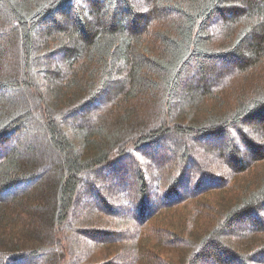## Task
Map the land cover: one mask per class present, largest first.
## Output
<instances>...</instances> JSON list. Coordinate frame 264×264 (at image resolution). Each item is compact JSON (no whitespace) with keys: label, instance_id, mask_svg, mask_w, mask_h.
<instances>
[{"label":"trees","instance_id":"trees-1","mask_svg":"<svg viewBox=\"0 0 264 264\" xmlns=\"http://www.w3.org/2000/svg\"><path fill=\"white\" fill-rule=\"evenodd\" d=\"M219 93L221 109L197 114ZM250 119L264 126V0H0V264L46 253L48 264H79L71 234L93 246L126 241L128 264L177 263L148 247L154 238L189 248L184 264H264V241L248 252L228 241L264 234V168L197 242L151 221L155 207L198 199L197 185L215 179L203 164L187 172L195 153L167 145L219 136L222 149L202 148L240 172L235 140L264 159V143L243 128ZM201 205L194 218L205 217ZM100 220L121 228L101 230Z\"/></svg>","mask_w":264,"mask_h":264},{"label":"rangeland","instance_id":"rangeland-1","mask_svg":"<svg viewBox=\"0 0 264 264\" xmlns=\"http://www.w3.org/2000/svg\"><path fill=\"white\" fill-rule=\"evenodd\" d=\"M60 20H62L61 17H59ZM211 30L213 29V26L210 24L209 27ZM212 33V32H211ZM62 60V59H61ZM60 60V61H61ZM52 62V61H51ZM54 62V60H53ZM62 62V61H61ZM56 63V62H55ZM62 65V63L60 64ZM219 66L218 64H216ZM225 65V68H227ZM221 71V70H220ZM236 75L234 73L231 76L225 75L223 78L220 79V81L217 84V87L220 86L221 88L225 85V87L231 82L232 78ZM209 79H214L216 76L209 75ZM190 80V79H189ZM188 82V78L182 81L183 84ZM196 84V83H195ZM211 84H209L210 86ZM208 86V88H209ZM236 87H239V83L235 84ZM212 88V87H211ZM210 90H213V88ZM230 88V87H229ZM229 88L224 89L222 92L229 94V97L227 98V108L231 109L232 106L235 104V97L231 95V90ZM195 91L199 92L197 87H194ZM225 91V92H224ZM196 92V93H197ZM179 94V92H178ZM177 96V95H176ZM179 96V95H178ZM193 96V95H192ZM221 93H219L218 97L214 100L213 97L206 96L201 101V107H203L202 110L199 111L197 114H210L211 111H216L221 108H216V103H218V100H224L223 97H221ZM177 99V97H175ZM181 98L179 101L175 102L177 109L179 108ZM195 102L199 103L200 95L192 99ZM204 101V102H203ZM216 103H213V102ZM203 102V103H202ZM221 101L220 103H222ZM176 106H174L176 108ZM173 107V108H174ZM200 109V108H199ZM207 110V112H205ZM192 115H197L190 113ZM260 120L256 119H250L247 124H243V128L245 131L249 134V136L252 139V141L256 140V142L260 141L259 143H264V138L262 139V133H264V126H260L259 123ZM261 123H264L262 121ZM84 123V125H86ZM128 130V129H127ZM126 130V131H127ZM190 136L192 137H198V134L192 133ZM190 136H178L176 140L172 143L167 145V149L171 147V149H177V152L181 151L183 148L187 152L195 153L193 156V161H189V156L186 158L188 160V168L187 172H195L197 171V167L201 164H205L204 167L201 165V168L198 169V172L202 171L201 175L210 176V178L217 177L215 173H220V176L216 179H212L211 181L203 182L199 185H197V189H206L203 194H201L200 198L191 200L188 203H181V204H175V205H160L154 208L153 211L154 214L152 216V220L155 223L161 224L163 227H170L173 230H176L177 232L187 236V239H194V241H199L202 238H204V233L208 232L213 227H216L217 223L219 222L220 212L216 211V208L218 207H225L227 204L232 205L233 203L238 204L241 202V199L239 201H232L236 197L240 196L243 192H245L248 188V186L253 181L254 177L264 168V159L260 158L259 160L253 158V155L248 152L247 145L244 143L242 139L235 140L239 144V150L242 152V157L244 158V167L243 170L238 172L234 171V168H229L226 164V158L223 156H219V160L216 158V153L211 150H205V148H208V144L214 145V150L217 151L219 149H222L223 145H217L221 143V140H223L219 136H209L206 135L203 137V140L199 142L197 139L193 138V140H189ZM183 138H187L186 140H183ZM251 140V139H250ZM176 142H181L185 145V147H179L174 146ZM178 145V143H177ZM205 147V148H202ZM171 154V153H170ZM161 155H157V157H160ZM197 156V158H195ZM163 157V155H162ZM151 166V164H150ZM203 168L205 169L203 171ZM152 169V167H151ZM238 169V168H237ZM85 183H93L90 178L87 176H82V178ZM212 183L215 186L212 187H206L205 184ZM253 185V184H252ZM252 185L250 187H252ZM191 187L193 186L190 185ZM180 187V184L178 185ZM247 188V189H246ZM98 188L95 187V190ZM113 189V188H111ZM83 197V194L81 196H76V199L79 201V204L81 198ZM93 199V196L89 197V200L91 201ZM199 201L203 207H207L208 211H205V217L204 218H194L193 215V208L192 206L195 205V203ZM76 203V201H75ZM136 204L137 201H136ZM227 209V208H226ZM4 210L7 211L5 208ZM8 212V211H7ZM97 212H95L96 214ZM122 214V212H119ZM99 217L102 218L101 220H104L105 217L99 214ZM98 221L99 227L101 230H117L121 227H115L114 223L112 225H109L108 221H105V226H103V223ZM97 221V220H96ZM150 222V220L147 222L146 225L142 226V231L146 232L147 225ZM131 224H128L127 226H130ZM132 227L128 229V231H131ZM183 231V232H181ZM72 235V238H74L72 243V249L76 251L77 253L83 254L85 259H77L79 261V264H104L108 260H114L119 259V261L115 262H121L123 264H128L126 261H129V257L125 254L126 250L129 253H132L130 249L127 248V242L126 241H115L112 242L114 244L104 246L105 243L102 244V242H96V246L91 245L89 242L82 239L79 235ZM62 238V237H60ZM264 234H256L253 235L252 238H228V241L239 251L242 252H248L249 250L253 249L254 247L259 245V241H264ZM65 239V237H64ZM70 239V238H69ZM67 239V240H69ZM171 239H173V236H171ZM247 241V243H245ZM158 242V243H156ZM260 242V243H261ZM25 242H17V241H7L4 244L5 248H12L16 246H22ZM68 243V241H67ZM148 247H152V249H156L159 253L162 255L167 256L171 260H175V264H184V262L187 260V256H185V253H189V248L183 247L181 249L180 247L172 249L171 247L165 246L162 243H160L157 239H151L148 240ZM9 244V245H8ZM68 245V244H67ZM100 246V247H98ZM56 251L58 254H62V250L56 248ZM70 252V251H69ZM46 256L50 258L52 256L51 253H46ZM182 260V262H181ZM203 263V261L201 260ZM217 262V261H215ZM61 262H58L60 264ZM139 264H144V262L139 261Z\"/></svg>","mask_w":264,"mask_h":264}]
</instances>
